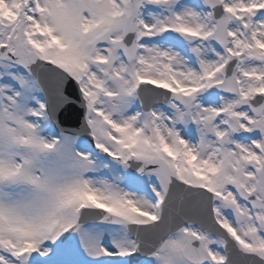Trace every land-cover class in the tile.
<instances>
[{
  "label": "snow or ice",
  "instance_id": "obj_1",
  "mask_svg": "<svg viewBox=\"0 0 264 264\" xmlns=\"http://www.w3.org/2000/svg\"><path fill=\"white\" fill-rule=\"evenodd\" d=\"M0 264H264V0H0Z\"/></svg>",
  "mask_w": 264,
  "mask_h": 264
}]
</instances>
